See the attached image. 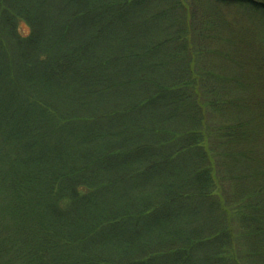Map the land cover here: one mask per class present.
<instances>
[{
    "label": "trees",
    "instance_id": "1",
    "mask_svg": "<svg viewBox=\"0 0 264 264\" xmlns=\"http://www.w3.org/2000/svg\"><path fill=\"white\" fill-rule=\"evenodd\" d=\"M201 4L0 0V264H264V44Z\"/></svg>",
    "mask_w": 264,
    "mask_h": 264
},
{
    "label": "rangeland",
    "instance_id": "2",
    "mask_svg": "<svg viewBox=\"0 0 264 264\" xmlns=\"http://www.w3.org/2000/svg\"><path fill=\"white\" fill-rule=\"evenodd\" d=\"M236 1L238 0H232L229 2ZM201 2L202 8L201 5L198 7V9L195 8L197 10L195 22L198 24L196 25L197 30L195 31V34L198 33V29H201L202 27L201 20L203 18L205 20L204 12H209V9L212 11L215 10L216 12L212 14L213 20H209V23L214 25V30L211 31L209 29L208 32L202 31L201 35L199 36H197V34L195 35L196 46L200 47V42H202L205 44L206 49L209 50H207V58L209 59V65L207 64L208 69H210L212 72L216 71V73L220 74L225 72L224 69L226 70V67L220 69L224 66L225 60H223L221 65L218 66V70L217 68L212 67L213 65H216L217 62L215 61H218L217 59H223L224 51L229 53V60L226 61L231 62L232 59L238 60L239 62L242 61L249 69L250 67L252 68L251 62H253V59L257 56V54L254 53V49H257L259 44H264L262 42L264 40V14L260 13L259 11H253L246 6L237 5L235 3H219L220 7H215L213 9L209 0H201ZM23 30L25 33L28 32V26L23 24ZM236 45H238L239 50L237 49ZM212 84L213 83L210 81L207 85H205V87H207V89L209 88V90H214V85ZM236 85L231 86L236 87ZM224 90L225 89L223 88V91ZM214 91L218 92L216 90ZM206 95L209 94L206 93ZM251 101L254 102V99L252 98ZM208 116L212 121L221 119V116L213 110L208 112ZM260 140L262 144H264V134L263 136H260ZM221 173L224 172L221 170ZM222 184L224 185L225 194L227 197L226 200L231 202V200H234L233 195L234 190L237 189V184L235 185V183H230L226 180L223 181Z\"/></svg>",
    "mask_w": 264,
    "mask_h": 264
}]
</instances>
